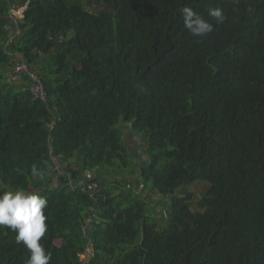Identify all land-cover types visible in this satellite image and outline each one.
Segmentation results:
<instances>
[{
  "label": "trees",
  "instance_id": "16d2710c",
  "mask_svg": "<svg viewBox=\"0 0 264 264\" xmlns=\"http://www.w3.org/2000/svg\"><path fill=\"white\" fill-rule=\"evenodd\" d=\"M21 1L15 24L13 0H0V190L47 198L49 264H264V0H100L110 11L99 14L79 0ZM183 6L213 32L193 36ZM7 50L40 67L47 103L28 75L8 86ZM120 120L144 137L147 166L132 165ZM88 171L108 184L110 173L137 177L102 192L84 232L92 201L67 183ZM199 182L210 188L193 211ZM150 191L168 200L151 204ZM15 235L0 227V264L29 257Z\"/></svg>",
  "mask_w": 264,
  "mask_h": 264
},
{
  "label": "clouds",
  "instance_id": "9594fccd",
  "mask_svg": "<svg viewBox=\"0 0 264 264\" xmlns=\"http://www.w3.org/2000/svg\"><path fill=\"white\" fill-rule=\"evenodd\" d=\"M27 5L25 9H27ZM180 13L183 18L184 27L193 36L203 38L209 33L213 32V24L207 18H205L204 15L197 13L193 7L183 6L180 9ZM207 15L214 18L217 24H222L226 20L223 10L218 7L208 8ZM11 16L12 14L10 12V18L14 22ZM23 18L24 16L22 19ZM22 19H17V22ZM16 66L14 67V70ZM18 74L21 75L20 73ZM61 166L63 170V165ZM31 174L33 177H39L41 180L44 179L43 171L35 163L31 166ZM113 183L114 180H111L109 184L112 185ZM142 185L144 186V184ZM47 206V198L40 195L39 193L26 191L23 189L9 191L0 190V227H7L15 232V242L17 244H23V246L28 250L29 257L26 259L25 264H49L51 260V254L46 252L45 247L41 243V239L45 236L48 230V225L46 223L47 216L45 214V209ZM89 245L90 243H88L84 252L80 255V258L85 255L86 249ZM91 247V253L84 257V259L81 258L82 261L86 260L87 258L90 259L94 255V248L92 244Z\"/></svg>",
  "mask_w": 264,
  "mask_h": 264
},
{
  "label": "rangeland",
  "instance_id": "374dc122",
  "mask_svg": "<svg viewBox=\"0 0 264 264\" xmlns=\"http://www.w3.org/2000/svg\"><path fill=\"white\" fill-rule=\"evenodd\" d=\"M29 1V0H27ZM14 2V6L12 7L11 10V14L12 15H18V17H20L22 19V17L24 16V11L26 10L25 7H22V1L21 0H13ZM79 2L82 5H85L86 9L89 10L92 13L95 14H99L103 11H110L109 7L104 6L100 0H79ZM85 2V4H84ZM24 8V9H23ZM15 12V14L13 13ZM21 13V14H20ZM22 15V16H21ZM20 35V31H18L16 33L15 36H19ZM3 57L4 60V65H2V69L5 71V82L8 84V86L13 87V89H17V85H21L24 78V73H21V75H19L18 73V67L15 68L14 67L17 65V63L22 62V60H25V57L27 59V56L23 57V55H21V53H13L9 50H7L5 52L4 55H1ZM33 53L30 54V57L28 58V60H31L33 57ZM27 60V61H28ZM35 65V64H34ZM39 67V66H38ZM40 70V67H39ZM53 126V125H51ZM120 130V134L122 136V141L124 142V144L126 145L129 154H130V158L132 161V165H134L135 169L138 170V168L142 167V166H147L148 161L146 159L145 156V149H141V145H143L146 141L144 140V137L142 136L141 138H137L140 137L141 135L138 134L137 132H133L130 128L129 125L124 124L121 122L117 127ZM144 141V143H143ZM60 165H63L62 162L60 163ZM133 167V168H134ZM74 170H78L77 167H73ZM61 170H62V166H61ZM136 174H138V171H136ZM115 176H113V173L108 174L107 176L104 177V179L106 181L108 180H114V182L118 183V180H121V182H123L125 179L126 181H128L129 179H132L133 181L135 180V178L137 177L136 175H132V176H120L117 174H114ZM57 177L54 178V185L52 186H56L57 183ZM136 184V183H135ZM108 186H106L108 189H110L109 191H115V187L113 186V184H107ZM208 183H201L199 182V184L193 186V187H189L188 190L190 192H192V194L194 195V200H193V205H192V209L193 211H203V209L200 207V202L203 198V196H205L210 188V185L208 186ZM142 186V185H141ZM140 187H138L137 190H140ZM121 188H125L126 189V184H121L120 185ZM3 188L5 189V186H3ZM11 189H7V191H9ZM32 192H36L35 190H31ZM37 193V192H36ZM150 195L146 194L147 196H149V199L152 200L151 204H158V207L161 205V203L163 201H167V199H163L162 198H157V195H153V192H149ZM157 198V199H156ZM157 207V208H158ZM169 210L171 207V204L168 203L166 206ZM61 243V242H60ZM82 259H84V256L81 257ZM86 260H89V258H87Z\"/></svg>",
  "mask_w": 264,
  "mask_h": 264
},
{
  "label": "built area",
  "instance_id": "2783aa9c",
  "mask_svg": "<svg viewBox=\"0 0 264 264\" xmlns=\"http://www.w3.org/2000/svg\"><path fill=\"white\" fill-rule=\"evenodd\" d=\"M15 14V12H13ZM21 14V13H20ZM22 16V15H21ZM14 20V22H17L18 15H12L11 16ZM18 72L24 73L25 75H28L30 79H33V83H31V91L33 93V97L36 100L45 101L47 103V92H46V86L41 79L38 68L36 66L32 67L29 63H27L25 60H22V62H19L17 64ZM52 128L54 127L51 126ZM54 160V171L56 175H64V171L61 170L60 165V159L56 156L53 157ZM74 170V169H73ZM142 185V184H141ZM67 186L71 189H77L82 188L83 192L85 194H88L90 197V200L92 201V205L89 208V217L86 219L85 225L83 227L84 232H87L89 226H92V222L97 217V214L99 213V205L101 200V195L104 190L107 189L106 186H108L106 183L103 182L102 179L99 178V175L97 172H86L82 176H68V183ZM143 185L140 189H143ZM92 247L91 244L87 247L84 257L88 256L89 253H91Z\"/></svg>",
  "mask_w": 264,
  "mask_h": 264
},
{
  "label": "water",
  "instance_id": "95a60500",
  "mask_svg": "<svg viewBox=\"0 0 264 264\" xmlns=\"http://www.w3.org/2000/svg\"><path fill=\"white\" fill-rule=\"evenodd\" d=\"M11 36H14V30H12V32H11Z\"/></svg>",
  "mask_w": 264,
  "mask_h": 264
},
{
  "label": "crops",
  "instance_id": "0c3cea01",
  "mask_svg": "<svg viewBox=\"0 0 264 264\" xmlns=\"http://www.w3.org/2000/svg\"><path fill=\"white\" fill-rule=\"evenodd\" d=\"M141 149H143V145H141Z\"/></svg>",
  "mask_w": 264,
  "mask_h": 264
}]
</instances>
